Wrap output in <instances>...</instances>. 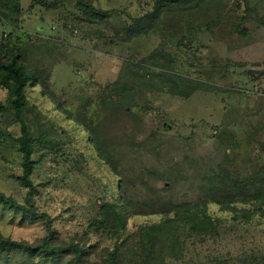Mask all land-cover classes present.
Wrapping results in <instances>:
<instances>
[{
    "label": "rangeland",
    "instance_id": "1",
    "mask_svg": "<svg viewBox=\"0 0 264 264\" xmlns=\"http://www.w3.org/2000/svg\"><path fill=\"white\" fill-rule=\"evenodd\" d=\"M157 1L93 0L108 14L89 20L77 0H23L15 35L30 68L49 85L48 95L40 84L28 88L30 103L42 114L40 121L29 118L28 127L38 138L41 125L52 122L65 152L50 154L38 166L33 176L40 191L36 201L55 219L63 241L88 238L98 201L118 178L138 212L129 219L133 231L162 218L154 213L160 197L183 202L202 196L212 166L221 163V169L226 166L224 171L234 175L249 172L259 161L257 142H264V0H248L250 11L233 6L244 0H226L228 9L209 6L203 11L164 1L161 23L129 38L134 18L152 11ZM242 16L245 33L233 30ZM218 19L221 23L214 24ZM160 49L166 58L153 55ZM173 74L178 86L167 80ZM115 82L131 89L111 100ZM0 99L6 103L2 88ZM64 108L73 118L88 112L99 124L118 174L99 157L85 125L67 117ZM20 132L8 107L0 116V192L23 202L27 188L20 179L22 158L15 141ZM76 151L85 154L79 167ZM42 153L39 149L37 158ZM211 211L223 218L220 233L191 235L185 244L187 264H264V218L249 222L240 214L235 219L217 205ZM0 233L36 242L45 235V226L0 205ZM91 241L99 244L91 259L104 258L112 241L95 234ZM15 261L32 264L24 254ZM35 264L72 263L63 257Z\"/></svg>",
    "mask_w": 264,
    "mask_h": 264
},
{
    "label": "trees",
    "instance_id": "2",
    "mask_svg": "<svg viewBox=\"0 0 264 264\" xmlns=\"http://www.w3.org/2000/svg\"><path fill=\"white\" fill-rule=\"evenodd\" d=\"M164 1L171 5L177 3L184 9L199 11L209 6L228 9L226 0H158L152 11L134 18L127 29L129 38L147 34L161 23ZM77 5L89 20H102L108 14L104 9L97 7L93 0H77ZM233 6L236 8L243 6L246 11L251 10L248 0H244L243 5L234 3ZM22 10L23 0H0V88L6 91V103L0 99V116L10 107L21 126V132L15 137V141L22 158L20 179L27 188V193L21 202L0 192V205L20 214L23 220L43 222L45 235L36 242H30L0 233V264H14L15 258L21 254L26 255L32 264L38 259L55 262L63 257H70L72 264H187L185 244L191 235L204 237L220 233L223 218L212 213V205L233 214L235 219H239L240 214L249 222L256 218H264V142L258 141V151L261 155L258 156L259 161L251 164L249 172L232 175L224 171L226 166L220 168L221 163L216 167L212 166L211 171L206 174L207 181L203 184L202 196L196 200L183 202H170L160 197L158 199L160 208L154 213L161 214L162 218L152 224L140 225L133 231L129 229V219L138 212L134 209L126 185L119 178L116 179L109 185V195L101 197L98 201V212L88 224V232H91L87 235L88 238L84 241L61 240L55 219L49 212L40 210L37 205L36 197L40 191L33 176L46 157L49 158L50 154L65 156V152L62 149L63 141L60 142L58 130L51 125L52 122L45 127L41 125L42 132L38 138L31 135L28 127L29 118H38L40 121L42 117L41 112L35 110L30 103L28 88L30 85L40 84L42 94L48 95L49 85L38 70L30 68L26 49L21 46L19 36L15 35ZM245 22L246 17L242 16L240 22L234 24L233 30L245 33ZM220 23L221 20L218 19L214 24ZM1 27L6 30L1 31ZM153 55L166 58L161 49L154 51ZM172 77L178 76L177 74L169 76L168 82L178 86V82ZM130 89V86L115 82L111 87L110 99L115 100L114 96L120 97ZM64 113L77 121L78 125H85L84 130L99 157L118 174L114 155L103 144L99 136V124L94 118L89 119L85 115L88 112L73 118L68 108H64ZM84 140L82 136L81 141ZM39 149L45 150V153L37 158ZM75 156V164L79 167L85 160V154L76 151ZM92 234L112 241L104 248L106 254L104 258L91 259L99 246L98 243L91 241ZM192 264L220 263L192 262ZM248 264L256 262L251 261Z\"/></svg>",
    "mask_w": 264,
    "mask_h": 264
}]
</instances>
